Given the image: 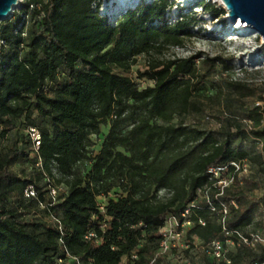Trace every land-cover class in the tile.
I'll use <instances>...</instances> for the list:
<instances>
[{
    "label": "trees",
    "instance_id": "obj_1",
    "mask_svg": "<svg viewBox=\"0 0 264 264\" xmlns=\"http://www.w3.org/2000/svg\"><path fill=\"white\" fill-rule=\"evenodd\" d=\"M102 1L24 0L21 13L28 18L16 12L0 23V136L28 130L41 163L38 179L48 177L40 185L11 170L24 155L17 144L0 153V264H121L125 258L131 263L133 255L135 264L152 259L154 264L264 262L262 245L233 247L230 262L215 259L207 248L224 238L211 204H227L229 227L244 231L264 207V193L246 201L243 185L249 175L220 194L209 172L232 161L247 160L251 167V160L261 159L233 147L232 139L248 136L249 130L242 122L236 131L233 125L214 131L171 123L202 110L195 100L205 77L200 62L210 69H232L220 55L202 61V53L161 57L172 47H185L194 29L203 28L204 17L180 7L172 22L167 14L174 1L150 0L110 22L100 13ZM206 1L195 4L225 23L226 9ZM32 4L40 9L31 10ZM140 56L148 57L142 77L153 82L145 87L126 74ZM232 84L247 88L246 83ZM262 100L251 117L263 116ZM103 126H109L106 135ZM31 128L41 133L38 149ZM252 135L264 139V125L252 129ZM29 185L37 197L26 195ZM100 195L108 196L107 218L97 208ZM192 204L193 224L186 231L190 247L159 255L164 217L174 214L183 220L182 212ZM40 208L46 217L55 214L62 230L39 216L28 217ZM90 230L97 239L86 238ZM197 238L207 261L193 256Z\"/></svg>",
    "mask_w": 264,
    "mask_h": 264
},
{
    "label": "rangeland",
    "instance_id": "obj_2",
    "mask_svg": "<svg viewBox=\"0 0 264 264\" xmlns=\"http://www.w3.org/2000/svg\"><path fill=\"white\" fill-rule=\"evenodd\" d=\"M150 0H139L137 5ZM174 5L168 12L169 20L174 22L179 16V8L183 7L185 11L193 8L204 17L199 24L202 29L195 28L193 36L187 41L185 47H172L167 50L161 57L170 58L176 56H190L195 53H202L200 61L207 56H222L231 65V70H226L222 65H218L214 69H210L208 65L199 63L200 73L205 77L195 96V100L199 102L201 111H193L185 116H177L171 122L174 125L185 123L202 127L203 129L220 131L224 127L233 125V131H236V123L242 122L243 127L247 128L248 136H239L232 139L233 147L243 149L250 153L252 157L261 156L259 160H251V173L248 180L245 179L243 185L244 196L246 201H251L263 195L264 193V139L256 138L252 135V129L261 128L264 125V114L261 117H251V111L259 104L263 105L264 96V38L259 33L253 32L246 34L241 28L237 27V23L232 25L228 19L229 13L222 20L213 19L206 13L202 7L196 6L195 3H184L182 0H173ZM200 1V0H199ZM111 0H103L100 13L109 17L110 22H115L119 17L111 18L109 15L103 14L107 4ZM213 2L225 8L221 3ZM111 8V7H108ZM148 57L140 56L136 65L126 74L134 80L146 86L153 82L145 77L142 73L148 69ZM141 81V82H140ZM246 83L247 88L239 90L232 83ZM230 115L233 117H230ZM252 118L253 122H250ZM109 126H103L102 133L106 135ZM1 132V127H0ZM28 130L23 127L17 128L9 133L6 138L0 136V153L7 151L10 147L17 144L24 150V155L11 165V170L18 176H28L40 181L43 185L48 181L47 176H42L39 180L41 163L33 151L32 143L28 142ZM101 142V138H97ZM38 162V163H37ZM54 186H51V191ZM48 189V187H46ZM61 189L65 187L61 185ZM37 197L38 191L34 188ZM26 193V192H25ZM203 195V194H202ZM30 207H35L30 205ZM40 207H45L42 205ZM43 208L36 209L28 217L39 216L46 219ZM248 231L260 230L264 231V207L260 206L253 224L247 227ZM193 256L196 260L204 262L209 259L204 245L199 238L194 241Z\"/></svg>",
    "mask_w": 264,
    "mask_h": 264
},
{
    "label": "built area",
    "instance_id": "obj_3",
    "mask_svg": "<svg viewBox=\"0 0 264 264\" xmlns=\"http://www.w3.org/2000/svg\"><path fill=\"white\" fill-rule=\"evenodd\" d=\"M24 0H20L19 4L15 8L12 13V16L9 19L14 18L15 13L19 12L28 18L26 13H21L22 4ZM40 9V5L32 4L30 9ZM4 43V41H1ZM141 82V81H140ZM139 83V82H138ZM142 87H145L141 84ZM251 122V121H250ZM30 133L33 137V142L35 147L38 149L40 145L41 133L36 128H31ZM211 174V179L215 181V186H217L220 190V194L224 193V189L230 186L236 179L239 180L241 184L244 182V176L249 175L251 172L250 164L247 160L242 161H232L227 164L213 166L209 169ZM27 196H31L35 194L34 186L29 185L25 190ZM58 193V189L56 187L52 188V194L55 196ZM107 195H100L98 197V210L101 214L105 215L107 218ZM209 198V197H207ZM233 204L238 207L236 201H233ZM195 204H192L191 207H186L182 212L183 220H181L178 216L174 214H168L164 217L165 224L160 229V252L159 255H165L170 253L173 249H178L182 251L183 249H187L190 247L191 240L186 238L187 229L193 224L190 220V215L192 213V207ZM210 209L212 212L218 214V221L222 225V234L224 238H217L213 240L207 248L209 249V253L217 260H227L230 262L229 253L231 249L235 246H247V247H256L258 245L264 246V231L260 230H252V231H244L238 229H232L229 227V211L230 208L227 204L221 203L220 207H217L211 204ZM47 220L52 222L58 229L62 230V225L60 224V219L55 214H50L47 217ZM200 223L205 225L206 221L204 219H200ZM106 226L104 222L101 226L103 229ZM236 235L238 239H234L233 236ZM87 239L98 238V233L95 230H90L87 235ZM62 240V239H61ZM137 255L132 256V262L129 263V259L125 258L121 264H135V259ZM185 264H198L189 259H184ZM79 264V263H76ZM149 264H154V259H152ZM256 264H264L256 263Z\"/></svg>",
    "mask_w": 264,
    "mask_h": 264
},
{
    "label": "water",
    "instance_id": "obj_4",
    "mask_svg": "<svg viewBox=\"0 0 264 264\" xmlns=\"http://www.w3.org/2000/svg\"><path fill=\"white\" fill-rule=\"evenodd\" d=\"M19 1L0 0V23L12 16ZM223 2L225 9L229 11L228 19L231 20L232 25L236 24L238 20H241L264 37V0H223ZM136 5L137 3H134L132 7H127L120 15L128 9L134 8Z\"/></svg>",
    "mask_w": 264,
    "mask_h": 264
},
{
    "label": "bare ground",
    "instance_id": "obj_5",
    "mask_svg": "<svg viewBox=\"0 0 264 264\" xmlns=\"http://www.w3.org/2000/svg\"><path fill=\"white\" fill-rule=\"evenodd\" d=\"M139 0H111L109 4H107V8L104 9L103 14L111 16V18H115L116 16L120 15V13L126 9L127 7H132L134 3H138ZM195 0H182L184 3H190ZM208 1H216L221 3L223 6L224 2L223 0H208ZM111 7V8H108ZM229 12V11H228ZM119 13V14H118ZM229 18V16H228ZM237 27L241 28L244 33L251 34L253 32H257L255 29H253L250 25H246L241 20H238ZM264 38V37H263Z\"/></svg>",
    "mask_w": 264,
    "mask_h": 264
}]
</instances>
